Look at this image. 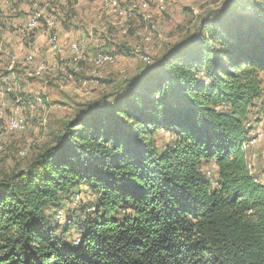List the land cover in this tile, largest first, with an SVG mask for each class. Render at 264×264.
<instances>
[{"label":"trees","instance_id":"trees-1","mask_svg":"<svg viewBox=\"0 0 264 264\" xmlns=\"http://www.w3.org/2000/svg\"><path fill=\"white\" fill-rule=\"evenodd\" d=\"M263 77L264 0H233L78 105L0 179V264H264V185L244 150Z\"/></svg>","mask_w":264,"mask_h":264},{"label":"rangeland","instance_id":"rangeland-1","mask_svg":"<svg viewBox=\"0 0 264 264\" xmlns=\"http://www.w3.org/2000/svg\"><path fill=\"white\" fill-rule=\"evenodd\" d=\"M232 1L65 0L64 3L56 4L47 1L42 4L41 1L36 7L46 13L45 15L41 12L37 13L38 28L40 26L43 28L29 30L25 27V22L31 16V12L27 11L30 7L35 8L34 3L29 0H13L10 4H5L0 0V179L15 170L26 169L32 159L51 142V132L61 128L62 122L71 116L78 105L103 101L104 98L112 95L123 86L127 77L139 73L165 49L187 37L202 17L223 10ZM2 2L9 8L5 9ZM46 15L56 21L52 30L47 29ZM17 23L24 26L20 28L21 32L18 27H14ZM43 30L45 36H53L52 39H48V43L54 54H59L60 51H55L52 43L55 42L60 46L61 38L66 35L72 39L69 44L71 56L72 43H79L82 46L83 56L80 60L72 58L73 62L75 65L87 62L96 73L106 72L99 83L91 89L83 88L82 83L84 86L87 85L83 82L84 78L74 76L70 72H55L53 67H49L45 60L49 47L47 40L42 39ZM76 35H84L86 39L74 41ZM23 36L25 37L22 38ZM94 38L100 46L110 49V52L99 51L94 56H88L87 51L89 47H93ZM21 51L23 53L20 58ZM30 51L36 54V58L33 54H29ZM101 55L114 56L112 61H116L114 63L104 61L100 66H96L93 62L99 60ZM15 56L17 60L13 64ZM23 56L25 62L26 58L31 56V62L27 63L33 62V64L24 67L17 64L19 59L24 61ZM11 57L12 63L9 66ZM145 57H149L147 64ZM90 58L95 60L91 62ZM116 63L119 66L116 68L117 72L110 73L109 66ZM10 67L12 70L9 69ZM18 67L23 68L22 71L29 70L35 76L24 78L21 70L16 71ZM39 68L43 70L40 74ZM90 78L87 82L93 80ZM48 96L51 97L47 100L51 103L49 105L44 103ZM19 99L21 103L18 102ZM263 105L264 101L262 107ZM260 115L262 116V113ZM260 115L259 120L257 118L255 122L249 123L252 130L257 129V125L261 123ZM12 120L18 122V128L10 130L9 123ZM254 133L251 132L246 143L253 139ZM168 140L170 136L162 132L159 143ZM245 153L248 155L247 158L257 155L254 163L250 162L252 171L248 170L264 184V134L256 144L249 146ZM255 161H257L256 166ZM205 170L213 171L215 167L211 164ZM206 175L213 186L217 187L215 172L212 175L207 172ZM80 192L82 203L93 200V195L87 188L82 187ZM75 200L76 198L73 201L74 205H77L81 198L78 202ZM64 219L65 216L62 224L66 222Z\"/></svg>","mask_w":264,"mask_h":264},{"label":"crops","instance_id":"crops-1","mask_svg":"<svg viewBox=\"0 0 264 264\" xmlns=\"http://www.w3.org/2000/svg\"><path fill=\"white\" fill-rule=\"evenodd\" d=\"M5 3V2H4ZM3 2H2V5H3V7L6 9H8L9 7L7 6V5H5ZM1 4V3H0ZM39 3H37V4H34V5H38ZM30 9H31V11H30ZM30 9H29V11H27V12H31V16L33 17V19L35 18L36 20H37V23H36V25L34 26V27H30L29 25L30 24H28V29L29 30H34V29H36V28H38V26H39V22H38V16H39V14H37V13H39V12H43L42 10H41V8H38V7H36L35 6V8L34 7H30ZM43 14L45 15L46 13H44L43 12ZM30 16V17H31ZM29 17V18H30ZM28 18V19H29ZM28 19H27V21H28ZM27 21L25 22V24H27ZM24 24V25H25ZM14 27H18V30L21 32V30H20V28H24V26L22 27L20 24H16V25H14ZM25 27H26V25H25ZM39 28H43V26H40ZM38 28V29H39ZM37 30V29H36ZM25 31H27L26 30V28H25ZM42 39H44L45 41L47 40V46L49 47V43H48V39H47V37L45 36V31L43 30L42 31ZM25 36H23L22 38H24ZM62 39V41H60L61 43H60V46H61V49H60V52H59V54H54L52 51H51V49H50V47H49V52L46 54V57H45V60L47 61V64H49V67H53L52 69L55 71V72H70L72 75H74V76H80V78H84L83 80V82H85L87 85H85L84 86V83H82V87L83 88H89V89H91L93 86H96L98 83H99V81H100V79L101 78H103V76L105 75V73L106 72H102V71H100L99 73H96V71H95V69L91 66V65H89V63H87V62H81L79 65H75L74 64V62H73V59H72V56H71V53H70V51H69V44H70V41H72V39L70 38V36L69 35H66L65 37H63V38H61ZM77 39H86V37L84 36V35H76L75 36V39H73L74 41L75 40H77ZM109 40V39H108ZM43 41V40H42ZM93 42H95L94 44H93V47H89L90 49L87 51V55L89 56V55H95L96 53H98L99 51H102V52H110V49H107V47H104L103 45V47L102 46H100L98 43H97V40L94 38L93 39ZM59 47V46H58ZM22 49V48H21ZM54 49V48H53ZM58 49V48H57ZM57 49H54V50H57ZM105 50V51H104ZM21 53H23V51H21L20 52V58L22 57V54ZM26 54V53H25ZM29 54H33L34 56H35V58H36V54L34 53V52H32V51H30L29 52ZM16 55V54H15ZM56 56V57H55ZM28 57H31V56H28ZM122 58V57H121ZM16 60H17V57L15 56V57H13V64H15V62H16ZM23 60H24V56H23ZM119 61V60H118ZM27 62H31V61H28L27 60V58H26V62H25V60L24 61H22L21 59H19V62L17 63V64H19V65H22V67H24V66H28V65H30V64H33V62L32 63H27ZM11 63H12V57H11V60H10V64H9V66L11 65ZM122 63V62H121ZM8 66V67H9ZM119 66H118V63H116L115 65H112V66H109V70H111V72L110 73H113V74H115L117 71H116V68H118ZM106 68V69H107ZM9 69H11V67L9 68ZM14 69H15V67H14ZM22 69L23 68H21V67H18L17 69H16V71H18V70H21L22 71ZM107 69V70H108ZM10 71V70H9ZM16 71H14V75H16ZM23 72V74H24V78L25 77H27V76H29V77H31V76H35V74H32L29 70H25V71H22ZM34 73H35V70H34ZM39 73V72H38ZM40 74V73H39ZM103 74V75H102ZM89 77H91L93 80H90L89 82H87L88 81V78ZM39 78V77H38ZM41 78H43V77H41ZM90 78V79H91ZM263 79H264V77H263ZM45 84V83H44ZM83 88H80V90H82ZM50 96H48L47 98H46V100H44V103H46V104H51V103H49L50 101H47V100H50ZM39 99H41L40 97H39ZM52 100H54V98L52 99ZM53 102V101H52ZM256 162L257 161H255V166H256ZM263 184V183H262ZM264 185V184H263Z\"/></svg>","mask_w":264,"mask_h":264},{"label":"bare ground","instance_id":"bare-ground-1","mask_svg":"<svg viewBox=\"0 0 264 264\" xmlns=\"http://www.w3.org/2000/svg\"><path fill=\"white\" fill-rule=\"evenodd\" d=\"M6 4H10L13 0H3ZM29 1H31V2H33L34 4H37V3H40L42 0H29ZM44 1H47V2H49V3H57V2H64L65 0H44ZM111 4V3H110ZM160 4V3H159ZM114 5H116V4H114ZM36 23H37V20L34 18L33 19V24H30L29 26L30 27H34L35 25H36ZM54 28V24H52V25H49V23H47V29L48 30H52ZM81 43V42H80ZM52 47L54 48V49H57L58 48V44L57 43H55V42H53L52 43ZM82 46H80V44L78 43V47H77V44H72L71 45V52H72V54H73V52H74V58L75 59H78V60H80V59H82V56H83V52L81 51V48ZM87 47V46H86ZM84 48V47H83ZM146 50V49H145ZM144 50V51H145ZM94 56V55H93ZM92 56V57H93ZM98 57V56H97ZM114 56H104V55H101L100 56V58H99V60H95V59H93V58H90V61L91 62H93L94 60V62L93 63H95L96 64V66L98 65V66H100L101 65V63L102 62H104V61H112ZM146 58H148V60H149V57H146ZM27 60L28 61H31L32 60V57H27ZM144 60V59H143ZM116 61V60H115ZM114 61V62H115ZM145 61V60H144ZM113 62V61H112ZM111 62V63H112ZM113 62V63H114ZM149 62V61H148ZM94 64V65H95ZM10 70H12V69H10ZM38 72L39 73H41V72H43V70H42V68H39L38 69ZM263 99H264V97H263ZM18 102H20L21 103V101H20V99L18 100ZM263 109H262V111H261V113H262V116L260 115V120H261V123L262 122H264V105H263V107H262ZM259 117V116H258ZM259 119V118H258ZM255 122V121H254ZM253 124V123H252ZM250 126V125H249ZM9 127H10V130H13V129H15V128H18V122L17 121H15V120H12L10 123H9ZM263 134H264V129H263ZM263 134L262 135H255V133L253 134V139H251L248 143H246L245 144V147H244V149L245 150H247L248 148H249V146H252L253 144H256L257 143V141H259V138H261L262 136H263ZM252 138V137H251ZM263 139V138H262ZM252 150V149H251ZM247 152V151H246ZM246 156H248V155H246ZM257 158V155H251V157H249V158H247L246 160H247V165H248V169H252V165H251V163L254 161V159H256ZM251 162V163H250ZM254 163V162H253ZM252 171V170H251ZM213 179V178H212ZM213 181H214V179H213ZM79 199L80 198H77L76 197V202H78L79 201ZM80 202V201H79ZM62 216V215H61Z\"/></svg>","mask_w":264,"mask_h":264},{"label":"built area","instance_id":"built-area-1","mask_svg":"<svg viewBox=\"0 0 264 264\" xmlns=\"http://www.w3.org/2000/svg\"><path fill=\"white\" fill-rule=\"evenodd\" d=\"M57 3H64V2L60 1V2H57ZM42 4H44V0H42ZM34 6H38V5H34ZM41 14H43V12ZM46 16H48V15H46ZM48 23H49V25H52V24H56V21H55V19L53 17L48 16ZM28 24H33V17L32 16L28 19L26 27H28ZM46 37H47V39H52L53 38V36H46ZM72 44H77V47H78V43H72ZM60 49H61V46H59L58 49L55 50V51H60ZM72 58H74V52L72 54ZM147 63H148V59L146 58V64ZM15 120H17V119H15ZM263 129H264V122H262L259 125H257V129L252 130L251 132H255V135H262L263 134ZM214 171L215 170H213V171L208 170L207 172H210V175H212V173Z\"/></svg>","mask_w":264,"mask_h":264},{"label":"water","instance_id":"water-1","mask_svg":"<svg viewBox=\"0 0 264 264\" xmlns=\"http://www.w3.org/2000/svg\"><path fill=\"white\" fill-rule=\"evenodd\" d=\"M152 62H153V60H152ZM151 64H152V63H151ZM151 64H150V65H151ZM146 66H148V65H146Z\"/></svg>","mask_w":264,"mask_h":264}]
</instances>
